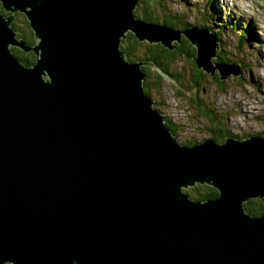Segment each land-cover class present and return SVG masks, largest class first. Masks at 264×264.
I'll use <instances>...</instances> for the list:
<instances>
[{
	"label": "water",
	"instance_id": "obj_1",
	"mask_svg": "<svg viewBox=\"0 0 264 264\" xmlns=\"http://www.w3.org/2000/svg\"><path fill=\"white\" fill-rule=\"evenodd\" d=\"M0 3V264H264V215L243 206L264 197V135L181 144L142 87L143 64L167 73L120 48L185 36L198 68L239 75L212 64L215 34L142 20L139 0ZM205 183L216 197L185 191Z\"/></svg>",
	"mask_w": 264,
	"mask_h": 264
},
{
	"label": "rangeland",
	"instance_id": "obj_2",
	"mask_svg": "<svg viewBox=\"0 0 264 264\" xmlns=\"http://www.w3.org/2000/svg\"><path fill=\"white\" fill-rule=\"evenodd\" d=\"M148 1L153 5L151 6L154 12L158 13L157 18L161 23H164L165 17L171 15L173 18L179 17L181 20L179 25L183 21L199 25L204 23L203 16L208 13L206 0ZM213 3L223 23L233 19L235 24L240 25L236 29L238 35L241 33L242 24L251 22L255 28L254 34L252 33L253 39L249 41L248 46L237 48L236 36L229 32L232 26L226 23L229 28L225 31V47L221 46L220 39L216 56L212 57V64L218 62L217 57L239 61L240 74L237 76L231 74L220 81L218 69L210 74L199 68L205 74L198 83H192L190 80L192 59L183 56L177 57L170 64L168 68L170 73L163 76L159 86L151 87L153 106L160 111L166 121L178 124L176 137L181 143L190 139L197 142L211 137L209 125L213 121L198 110L197 103L211 107L214 119L225 121L230 133L239 135L238 138L246 136L247 133L253 135L264 131V0H213ZM6 14L9 15L10 12ZM19 15L22 13L16 16ZM182 37L181 40H187L185 36ZM143 43L135 52L136 55L134 54L138 59L143 54L141 52L146 49L147 40ZM13 47L23 49L19 45H10V48ZM227 69L224 71H228ZM175 70L182 74V81L172 75Z\"/></svg>",
	"mask_w": 264,
	"mask_h": 264
},
{
	"label": "trees",
	"instance_id": "obj_3",
	"mask_svg": "<svg viewBox=\"0 0 264 264\" xmlns=\"http://www.w3.org/2000/svg\"><path fill=\"white\" fill-rule=\"evenodd\" d=\"M206 7H208V13L206 16H203L204 23L199 25H193L188 22L183 21L181 25L179 23L181 20L179 17L173 18L171 15H169L167 18L165 17L163 20V24L169 25L176 29H186L188 27L196 26L198 28L206 29L210 33L216 35V39L219 42L222 41L221 46L225 47V40H226V29L229 28L226 26V23L232 26L230 28V33L236 36V47L242 48L244 45H249V41L253 39L252 33L254 34V25H252L251 22L242 24L241 27V33L240 35L237 34L236 29L240 27L239 24H235V20L228 19L226 23H223L219 16V11L215 9V5L213 3V0H206L205 1ZM150 4V1L148 0H139V3L137 7L134 10V15L142 20H145L147 22H155V23H161V21L157 18L159 15L158 13L154 12L153 5ZM210 7V8H209ZM0 13L6 14L1 3H0ZM18 15V12L16 13ZM11 23V26L15 29L18 37H23L26 39L27 43H34L35 38L33 35V32L29 26V23L25 16L19 15L16 16ZM183 20V19H182ZM179 21V22H178ZM232 22V24H231ZM225 39H224V37ZM183 38V37H182ZM145 40H139L135 36V34L131 31H128L126 34V37L121 40L120 42V48L124 52L125 58L129 61H152L156 66H158L164 73H170L169 66L170 64L177 58V57H185L187 59H192V76L190 80L192 83H198L201 76L205 73L202 72L199 68H197V65L194 61V56L196 53L194 45H192L188 40H180V42L176 43L174 42V48L170 49L166 46H164L160 42L156 43H150L147 41L146 43V49L142 51L140 58L138 59L135 55V52L141 47ZM224 41V42H223ZM13 54L24 64V65H32L36 61V56L33 53H23L20 52L18 48H11ZM135 54V55H134ZM218 62L217 63H231V64H239V61H232L231 59H222L221 57H217ZM243 62V61H242ZM142 71L145 73V78L143 79V90L145 93L150 95L151 93V87H155L159 83H161V80L163 78L162 74L158 72L156 69L149 65H142ZM176 73V74H174ZM172 73V75L175 76V78L179 81L183 80V76L180 72ZM219 73V72H218ZM151 76H154L155 78L152 79ZM150 78V79H149ZM220 81L222 80L219 76ZM218 78V79H219ZM159 86V85H158ZM197 103V102H196ZM197 108L199 111L202 112L206 117H208L211 121H213L209 126V134L212 139L216 143H221L224 141V139L228 135H233L235 137H239V135H234L230 133L231 131L227 129L225 125V121H221V119H214V113L213 109L211 107L203 105V103L199 104L197 103ZM166 125L169 127L171 133L176 137V131L178 124L171 121H166ZM260 134L264 135V131ZM247 136H243L240 138L243 139ZM177 139V137H176ZM200 141H195L194 139L187 140L181 144L184 145H192L195 143H198ZM185 191L188 193L190 198L194 200H207L214 198L218 195V191L216 188L209 184H196L193 187L185 189ZM244 209L247 213L257 216V215H264V197L262 198H250L243 204ZM7 264V263H6ZM9 264V263H8ZM11 264V263H10Z\"/></svg>",
	"mask_w": 264,
	"mask_h": 264
},
{
	"label": "flooded vegetation",
	"instance_id": "obj_4",
	"mask_svg": "<svg viewBox=\"0 0 264 264\" xmlns=\"http://www.w3.org/2000/svg\"><path fill=\"white\" fill-rule=\"evenodd\" d=\"M23 16H24V15H23ZM21 38L25 41V43H26L27 45H33V44L35 43V42L32 43V44H31V43H27V41H26L25 38H23V37H21ZM19 51H20V52H23V53H31V52H32L31 50H29V51H25V50H23V49H21V50L19 49ZM245 135H246V136L248 135V137L250 136L248 133L245 134ZM245 138H247V137H245ZM240 139H241V138H240ZM203 140H204V139H203ZM201 141H202V140H201Z\"/></svg>",
	"mask_w": 264,
	"mask_h": 264
},
{
	"label": "bare ground",
	"instance_id": "obj_5",
	"mask_svg": "<svg viewBox=\"0 0 264 264\" xmlns=\"http://www.w3.org/2000/svg\"><path fill=\"white\" fill-rule=\"evenodd\" d=\"M209 44V43H208Z\"/></svg>",
	"mask_w": 264,
	"mask_h": 264
}]
</instances>
